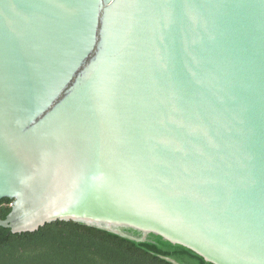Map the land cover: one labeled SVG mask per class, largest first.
I'll return each instance as SVG.
<instances>
[{
    "label": "water",
    "instance_id": "obj_1",
    "mask_svg": "<svg viewBox=\"0 0 264 264\" xmlns=\"http://www.w3.org/2000/svg\"><path fill=\"white\" fill-rule=\"evenodd\" d=\"M2 199L264 264V0H0Z\"/></svg>",
    "mask_w": 264,
    "mask_h": 264
},
{
    "label": "trees",
    "instance_id": "obj_2",
    "mask_svg": "<svg viewBox=\"0 0 264 264\" xmlns=\"http://www.w3.org/2000/svg\"><path fill=\"white\" fill-rule=\"evenodd\" d=\"M11 200H0V220ZM139 237L138 232L123 230ZM211 264L194 252L154 235L131 241L104 229L72 221L46 223L34 232L12 234L0 228V264Z\"/></svg>",
    "mask_w": 264,
    "mask_h": 264
}]
</instances>
